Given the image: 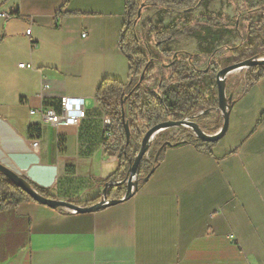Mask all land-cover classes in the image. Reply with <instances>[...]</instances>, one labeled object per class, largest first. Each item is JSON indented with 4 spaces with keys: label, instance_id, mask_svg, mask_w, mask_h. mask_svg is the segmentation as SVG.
I'll list each match as a JSON object with an SVG mask.
<instances>
[{
    "label": "crops",
    "instance_id": "1",
    "mask_svg": "<svg viewBox=\"0 0 264 264\" xmlns=\"http://www.w3.org/2000/svg\"><path fill=\"white\" fill-rule=\"evenodd\" d=\"M126 19V0H0V162L54 198L101 201L119 167L96 94L105 79L130 81ZM187 37L183 49L200 52ZM235 96L212 154L168 146L127 201L0 211V264H264V76ZM63 97L78 124L31 113L44 102L61 112Z\"/></svg>",
    "mask_w": 264,
    "mask_h": 264
},
{
    "label": "trees",
    "instance_id": "2",
    "mask_svg": "<svg viewBox=\"0 0 264 264\" xmlns=\"http://www.w3.org/2000/svg\"><path fill=\"white\" fill-rule=\"evenodd\" d=\"M184 2L186 0H126L127 19L122 31L121 45L124 53L130 58V81L124 83L116 79H105L98 87L96 94L101 108L111 117L108 129L113 133L114 137L111 141L106 142V152L109 155L118 156L120 160L117 171L106 180V182L111 183L107 191L109 199L121 198L123 196V186L116 183L127 178L140 148L141 139L148 128L169 119H180L195 115L199 112H204L209 107L218 105L217 95L213 99L207 98L196 86L195 80H199L196 69L197 63H192L193 60L198 62L197 58L194 59L195 54L192 55L191 61H187L191 56L189 54L187 58L172 63L173 74L169 77H160L155 87L150 88L146 86V83L154 77L155 67L149 61L147 53L139 49L138 24L142 19V12L145 8L151 6H163L166 9H169L171 6H179L184 11L191 13L195 6H186ZM198 3L202 5L203 1L198 0ZM248 5H250L249 11H261L262 17L260 19L263 18L264 3L259 0H236V12L240 14L241 9H245ZM210 13L209 15H203V18L212 22L213 17ZM14 15L11 14L10 16ZM256 23L259 29H261L263 26L262 22L258 21ZM253 25L254 21H251L248 25L249 30H251ZM186 28V26L180 28L176 25L168 27L162 25L160 30L154 31L156 34L155 43L162 50L164 43L189 35ZM191 36L195 35L191 34ZM164 53L168 56L172 51L167 49ZM220 68H222V65H216L215 72ZM143 73L144 79L141 81ZM263 76L264 65L250 68L246 87L242 91L243 94ZM232 92L234 93L233 100L235 101L237 98L235 96L236 92L233 89ZM123 110L126 111L125 120L123 119ZM215 113L217 116L213 123L210 124L213 126L207 124L203 127L207 133H215L223 125L222 112L215 111ZM125 121L129 122L132 131V138L129 143H127L125 133ZM183 143H193L199 150L212 154L213 148L218 142H206L196 137L190 128L182 129V131L173 134L170 133V129L158 133L152 144L155 148L154 154L150 156L148 151L140 164L139 183L144 182V178L151 169L159 164L168 146ZM157 154L158 159H156ZM31 184L43 195L52 197L46 190L39 188L33 183ZM25 201L36 200L0 171V211L17 207ZM98 202V200H93L82 203V205L91 206Z\"/></svg>",
    "mask_w": 264,
    "mask_h": 264
},
{
    "label": "rangeland",
    "instance_id": "3",
    "mask_svg": "<svg viewBox=\"0 0 264 264\" xmlns=\"http://www.w3.org/2000/svg\"><path fill=\"white\" fill-rule=\"evenodd\" d=\"M200 5L198 0H186V6H195L194 9L184 11L179 6L166 7H147L142 12V19L138 24L139 49L147 53L148 59L153 56V65L155 67L154 77L151 81L146 83L147 87L153 88L157 85L160 77H169L173 74V67L171 65L163 66L162 61L158 58L167 57L163 53L155 49L156 34L165 27L176 25L180 28L186 26L189 35L177 38L171 42H166L163 46L172 51L180 50V54L184 59L188 57L187 52H183V48H187L190 43L189 37L191 34L195 35L201 41L200 45L205 46L206 52L200 57L199 66L205 69L208 66V59L212 51L214 55V65H228L236 61H241L249 57H255L264 53V13L263 18L259 19L257 16L261 11L252 13L249 11L248 5L245 9H241L240 14L236 12V0H202ZM264 3V0H259ZM234 5V8L232 7ZM211 12V13H210ZM213 17L212 22L204 19L203 15L207 14ZM254 21V26L249 30L248 23ZM262 22L261 29L256 22ZM226 32H232V36H227ZM222 34L223 39L220 40L219 35ZM149 52L151 54L149 55ZM176 53V52H175ZM174 53V54H175ZM181 56V57H182ZM260 57V56H259ZM171 60L166 59L165 63H170ZM213 70H211L212 72ZM249 76V69H243L228 75V94L232 89L240 93L246 87L247 78ZM212 77L210 75H202L199 80H195L197 88L207 97L210 98L215 94V85L211 86ZM215 110L210 111L207 116L202 118L209 126L215 119ZM201 121V120H200ZM202 123V122H201ZM201 127H205L201 124ZM179 127L170 129V133L179 132ZM173 134V133H172ZM155 148L151 144L149 152L150 156L154 154Z\"/></svg>",
    "mask_w": 264,
    "mask_h": 264
},
{
    "label": "water",
    "instance_id": "4",
    "mask_svg": "<svg viewBox=\"0 0 264 264\" xmlns=\"http://www.w3.org/2000/svg\"><path fill=\"white\" fill-rule=\"evenodd\" d=\"M168 65H171L170 63ZM264 65V57H249L243 59L241 61H236L232 64H228L220 68L215 76L216 80V87H217V94H218V105L215 107L207 108L205 111L209 112L212 110L221 111L223 114V125L222 127L215 133H207L200 125L196 119L202 116L203 112H199L195 115L186 116L180 119H169L166 121L159 122L154 124L144 133L140 148L138 153L135 157V160L132 163V166L129 170V174L126 179L123 181L117 182L116 184L123 186L124 193L121 198L116 199H109L107 197V189L111 185V183L106 184V188L104 190L105 197L96 203L95 205L91 206H82L76 204L74 202L66 201L57 199L54 197H49L43 195L39 191H37L32 184L23 176L15 172L14 170L10 169L6 165L0 162V171L3 172L10 180H12L16 185L23 188L29 195H31L37 202L42 204H46L53 208H64L69 209L76 212H87L92 211L112 205H116L118 203L127 201L131 197H133L137 190L139 184V167L140 164L145 156V154L149 151L151 144H153L154 139L156 138L157 134L172 129L174 127L179 128H190L196 135V137L206 141V142H218L221 140L229 129L230 124V111L233 108L235 101L233 100L234 93L230 92L228 94L227 87H228V75L237 71H241L243 69H250L254 66ZM144 79V73L141 76V81ZM126 111L123 110V119L125 120ZM125 133L127 138V143L131 141L132 138V131L130 128V124L128 121H125ZM159 153V152H158ZM158 159V154L156 156ZM156 167H153L148 175L144 178V181L148 180L152 173L154 172Z\"/></svg>",
    "mask_w": 264,
    "mask_h": 264
},
{
    "label": "flooded vegetation",
    "instance_id": "5",
    "mask_svg": "<svg viewBox=\"0 0 264 264\" xmlns=\"http://www.w3.org/2000/svg\"><path fill=\"white\" fill-rule=\"evenodd\" d=\"M226 34H227V36H232V32H226ZM219 38H220V40H222L223 39V37H222V34H220L219 35ZM165 44V43H164ZM163 44V45H164ZM155 49H156V51H158V50H160L162 53H163V56H167L165 53H164V51L165 50H167L166 48H164V46H162V50L161 49H159L158 48V44L157 43H155ZM172 51V50H171ZM214 51V50H213ZM212 51V53L210 54V56H209V61H208V66L205 68V69H202V68H200V66H199V63H200V57H202V55L206 52V48H205V46H203V45H200V52H196V53H190V59L188 58L187 59V61H191V59H192V55L193 54H195V58L194 59H196L197 58V60H198V62L197 61H195V60H193V64L194 63H197V67H196V69H197V71H198V79L199 78H201V76L202 75H210L213 79H212V83H211V86L213 87V85H216V80H215V76H216V73L217 72H215V66L216 65H214V63H215V61L213 60L214 59V55L216 54V52L214 53ZM176 52V53H175ZM183 52L185 53L186 51L183 49ZM175 53V54H174ZM181 52H180V50H175V51H172V53L170 54V55H168L167 57H159L158 58V60L159 61H162L163 63H162V65L163 66H166V64L168 65V63H165L164 61L166 60V59H169V60H171L170 61V64H172V63H175V62H177L178 60H180V59H184V56H182L181 54H180ZM151 54V52H149V55ZM205 55V54H204ZM183 58H182V57ZM153 56H150V58H149V61L150 62H152L153 63ZM195 61V62H194ZM211 70H213L212 72H211ZM217 88V87H216ZM228 91V90H227ZM215 95H217L218 96V94H217V91L215 92V94H213L210 98L211 99H213L214 97H215ZM210 108V107H209ZM210 112V111H209ZM209 112H206V111H204L203 112V114H202V116H200L199 118H197L196 120L198 121V122H203V119L202 118H204L205 116H207V114L209 113ZM201 120V121H200ZM203 124V123H202Z\"/></svg>",
    "mask_w": 264,
    "mask_h": 264
},
{
    "label": "built area",
    "instance_id": "6",
    "mask_svg": "<svg viewBox=\"0 0 264 264\" xmlns=\"http://www.w3.org/2000/svg\"><path fill=\"white\" fill-rule=\"evenodd\" d=\"M6 15V14H3ZM28 34H31V29L28 30ZM21 67L25 66V62L19 64ZM48 87V85H45ZM62 111L58 112L53 106H49L44 102L40 107L32 109V114H39L45 122L51 125H58L61 123H74L78 124L81 117L78 115H70L69 112L72 110V98L63 97L61 100ZM113 137V133H110ZM37 144V143H36Z\"/></svg>",
    "mask_w": 264,
    "mask_h": 264
}]
</instances>
